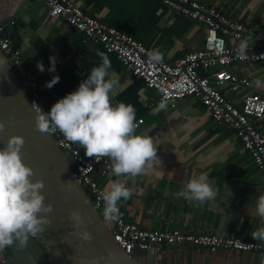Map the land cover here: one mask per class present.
I'll return each mask as SVG.
<instances>
[{"label":"crops","instance_id":"0c3cea01","mask_svg":"<svg viewBox=\"0 0 264 264\" xmlns=\"http://www.w3.org/2000/svg\"><path fill=\"white\" fill-rule=\"evenodd\" d=\"M74 1L105 22L131 33L150 49L158 48L168 61L205 45L204 24L171 9L162 0ZM199 1L220 7L231 18L264 31V0ZM19 4L28 18L32 35L27 36L28 44L22 36L19 43L12 37L25 56L35 58L33 68L40 81L44 105L50 108L57 99L74 90L101 63L99 54L104 53L111 62V73L121 81L113 90V100L133 104L136 120L145 119L137 132L153 136L162 163L144 174L127 177L126 184L133 189L132 195L118 202L127 220L148 229L214 231L260 241L251 232L264 226V217L255 211L258 197L264 194V174L235 129L215 120L193 96L153 113L158 92L146 87L116 53L109 52L101 43L86 40L63 18L52 19L43 0H21ZM22 20L23 16L15 17L14 24ZM20 31L26 36L23 29ZM244 40L252 42L253 37L246 35ZM50 56L55 57V72L48 71ZM37 61L43 63V71L38 70ZM228 68L246 75L254 89L264 91V87L254 82L257 77H264V62H237ZM56 74L59 81L47 87L46 81ZM225 92L240 104L244 90L225 89ZM257 125L264 133V116L257 120ZM202 171L217 189L213 200L200 203L174 195L192 175ZM114 179L117 178L111 175V170L107 175H98L105 189ZM135 256L147 262V252L138 250ZM156 264H264V256L226 248L212 253L191 244L169 245L156 251Z\"/></svg>","mask_w":264,"mask_h":264},{"label":"built area","instance_id":"2783aa9c","mask_svg":"<svg viewBox=\"0 0 264 264\" xmlns=\"http://www.w3.org/2000/svg\"><path fill=\"white\" fill-rule=\"evenodd\" d=\"M43 1L52 19L63 18L86 40L101 43L109 52L116 53L122 64L140 77L146 87L155 89L159 97L154 106L162 97H167L168 104L172 106L186 96L196 97L215 120L235 129L254 163L264 174V133L257 125V120L264 116V91L254 89L246 75L228 68L237 62H264V31L248 27L244 22L226 15L220 7L199 0H162L171 9L204 24L205 45L175 61L162 58L161 62L152 63L147 56L152 49L144 42L84 10L74 0ZM246 35L253 37L252 42H247V54H237L239 44ZM0 48L27 91L31 105L35 102L48 111L49 108L42 102L40 81L33 68L35 58L25 56L1 22ZM225 89L232 92L244 90L240 104L229 97ZM144 121V117L136 120V131ZM51 133L67 156L73 159L74 176L84 186L114 237L128 253L135 256L138 250L146 253L152 248L160 251L169 245L191 244L212 253L226 248L264 256L263 241L247 240L235 234L185 231L180 228L148 229L127 220L119 208L117 219H106L101 197L105 187L98 180V175L110 172V159L107 156H86L78 143L68 140L58 129ZM7 263L8 256L0 251V264Z\"/></svg>","mask_w":264,"mask_h":264},{"label":"clouds","instance_id":"9594fccd","mask_svg":"<svg viewBox=\"0 0 264 264\" xmlns=\"http://www.w3.org/2000/svg\"><path fill=\"white\" fill-rule=\"evenodd\" d=\"M248 45L242 40L237 54H247ZM101 63L94 66L78 86L57 99L44 111L33 102L35 127L40 131L58 129L68 140L78 143L89 157L107 156L111 161V175L115 176L109 186L102 191L104 215L106 219L118 218V202L128 199L133 189L126 184L129 176L135 177L160 166L162 161L157 155V144L153 136L137 132L136 109L133 104L113 100V90L121 81L111 73V62L104 53ZM152 63L162 61L163 54L158 48L148 51ZM48 71L55 72V57L50 56ZM38 70L44 65L37 61ZM58 74L46 81L52 87L59 81ZM255 85L264 87V77H257ZM167 97H162L153 113L168 107ZM4 123L0 121V129ZM24 137L11 135L3 147H0V250L14 241L24 243L29 236H36L48 223L46 215L52 206L44 203L40 191L42 180L31 179L33 169L21 159V147ZM124 177V179H120ZM71 183V182H68ZM217 189L209 180L206 172L192 175L182 189L174 195L203 203L217 196ZM256 213L264 217V194L256 202ZM70 218L77 224L83 223L77 210L70 212ZM82 238L90 239L84 230L79 233ZM254 239L264 241V226L251 232Z\"/></svg>","mask_w":264,"mask_h":264},{"label":"water","instance_id":"95a60500","mask_svg":"<svg viewBox=\"0 0 264 264\" xmlns=\"http://www.w3.org/2000/svg\"><path fill=\"white\" fill-rule=\"evenodd\" d=\"M20 1L0 0V22L15 36L17 43L22 36L28 44L27 36L32 35V29L27 25L28 18L24 17ZM18 16H23V20L15 25L14 18ZM0 121L4 123L0 129V147L11 135L24 137L21 159L33 169L31 179L43 181L40 191L44 203L52 206L50 212L38 214L48 218L42 232L29 236L22 244L14 241L2 249L8 256L7 264H156L155 249L147 251V262L143 263L116 240L86 189L74 176L73 159L57 144L51 131L35 127V112L28 93L1 48ZM73 210L80 212L82 224L77 225L70 218ZM84 230L90 239L79 234Z\"/></svg>","mask_w":264,"mask_h":264}]
</instances>
